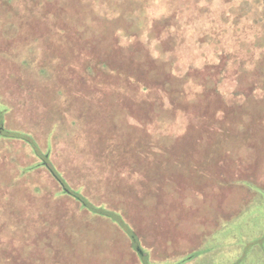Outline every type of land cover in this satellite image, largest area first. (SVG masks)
Segmentation results:
<instances>
[{
	"label": "rangeland",
	"instance_id": "374dc122",
	"mask_svg": "<svg viewBox=\"0 0 264 264\" xmlns=\"http://www.w3.org/2000/svg\"><path fill=\"white\" fill-rule=\"evenodd\" d=\"M73 1L53 0L44 5L45 12L53 10L55 21L64 23L66 18L75 21L74 27L68 25L61 48L50 50L49 57L53 54L62 62L64 52L67 60L75 65L72 68L86 70L89 65L78 58L82 51L68 46V38L77 43L89 42L81 45L88 54L87 61L98 55L99 49L108 57L106 49L112 44L113 30L122 26L130 33L133 27L130 24L134 22L122 18L124 23L120 26L102 19L101 26L99 24L95 30L84 28L92 12ZM69 5H74L72 14ZM33 38L35 43L37 35ZM163 47L166 51L167 47ZM41 50L42 46L34 45L35 53L40 54ZM14 54L8 56L15 61L16 56L23 53ZM6 60L1 66V84L6 97L16 105V120L19 122L22 115L21 123L35 128L38 141L44 135L43 118L56 123L50 144V164L60 172L56 174L63 188L78 200L81 196L87 199L82 201L88 212L80 211L71 197L60 195V185L44 170L31 172L23 179V184L38 185L41 196L33 195L37 187L32 186V190L22 186L18 191L20 198H0V226L5 228L2 234L8 238L9 247L13 230H8L11 222L6 221L10 215L16 217L14 223L19 234L14 238L16 245L11 246L16 248L17 263L137 264L131 244L119 229L104 217L92 216L94 212L102 215L118 212L130 223L142 246L151 250V256L148 258L147 252L139 264H264V138L255 137L250 148L244 150L216 144L221 151L225 148V152H230L233 160L222 152L216 162L211 158L204 161L207 158L204 148L184 141L177 144L180 148L177 162H172V145L155 153L149 163L144 146L138 145L144 135L143 118L149 113L142 105L144 101L139 99L141 104L134 101L135 94L128 89V82L120 80L118 83L109 77L81 80L75 75L67 76L70 69L63 73L65 69L61 66V73L53 72L49 84L51 88L52 84H60L65 93L63 100L53 99L45 91L47 84L28 78L24 80L29 83L22 82L21 69L14 61ZM156 64L144 73L147 83L169 79V85H173L167 73H162L157 81L151 78L153 72H160L167 65L165 62ZM53 67L55 70V65ZM218 71L217 66L208 70L209 77L204 81L207 87L213 86ZM133 72L138 74L139 68L133 67ZM116 84L117 94L101 95L103 87L113 88ZM21 86L26 88L22 95L18 91ZM124 88L128 92H123ZM94 90L97 95L92 94ZM245 93L247 100L242 108L252 110L256 102L250 100L247 91ZM204 101L203 108L193 110L191 127L193 135L200 140L204 135L209 137L207 133L214 122L211 111L219 99L211 89ZM232 106L222 109L231 110ZM64 112L66 118L62 115ZM21 123L16 125L21 126ZM134 139L138 143L132 142ZM132 149L138 152L136 159ZM239 153L241 156L246 153L249 161L245 163L234 156ZM244 179L258 187L244 188L240 184ZM1 181L3 185L10 183L8 175L4 174ZM142 182L144 186L139 189L138 183ZM25 201L24 207L21 202ZM191 255L193 257L187 259Z\"/></svg>",
	"mask_w": 264,
	"mask_h": 264
},
{
	"label": "trees",
	"instance_id": "16d2710c",
	"mask_svg": "<svg viewBox=\"0 0 264 264\" xmlns=\"http://www.w3.org/2000/svg\"><path fill=\"white\" fill-rule=\"evenodd\" d=\"M51 1L53 0H0V198H20L18 191L22 186L25 189L32 186L38 188V185L23 184V179L34 170L42 169L60 185V195L71 197L80 211L83 210L85 214L87 212L82 201L87 199L81 196L82 199L78 200L68 189L63 188L56 174L60 172L50 164V144L53 125L57 126L56 123L44 117V135L38 141L35 128L21 123L22 115L19 122L16 120V105L6 97V90L1 84V66L6 59L14 61L8 55L15 52L14 55L23 53L20 57L17 55V60L14 61L15 66L21 69L19 72L21 71L22 82L29 83L24 80L28 78L47 84L45 91L53 99L63 100L65 93L60 84L51 83L52 88L49 84L51 74L61 73V66L65 69L63 73L70 69L72 75L68 73L67 76L75 75L81 80H104L109 77L116 79L118 83L128 82V89L135 94L134 101L137 104H141L140 100L144 101L142 105L147 107L144 108L149 113L143 118L142 141H132L144 146V152H150L145 153L150 158L149 163L154 159L155 153H161L164 148L169 149L172 145V162H177V156L180 155L178 142L187 141L189 145L195 143L203 147L207 156L204 161L211 158L214 163L225 152V148L221 151L216 144H228L231 148L244 150L250 148L249 144L255 137L260 135L264 138V0H72L92 12L84 28L95 30L103 20L120 26L124 23L122 18H130L134 22L130 24L133 26L130 33L122 26L113 30L112 44H107L109 49H106L108 57L99 49L100 53L87 61L85 58L88 54L82 46L89 42L77 43L68 38V46L82 51L78 58L87 62L86 65L89 66L85 67L86 70H81V67L72 68L75 65L67 60L64 52L62 62L53 54L49 57L50 50L59 49L64 43L68 25L75 26V21L67 18L64 23L61 20L55 21L57 17L53 16L52 9V12H45L44 5ZM72 7L74 5H69L70 14ZM35 35L37 38L33 43ZM35 44L42 46L40 54L34 52ZM163 45L167 47L166 51ZM157 62H165L167 65L160 72H153L151 78L157 81L162 73H167L173 80V85H169V79L168 83H147L144 73L149 71V66L158 65ZM135 66L139 68L138 74L133 72ZM216 66L219 67L216 80L212 87H207L204 81L209 77L208 70ZM117 87V84L113 88L103 87L101 95L107 92L114 96L117 94ZM124 89L123 92H128L127 88ZM211 89L218 96L219 102L211 111L214 113V122L207 133L209 137L204 135L200 140L193 135L191 129L195 115L193 110L197 111V107L205 106V95ZM23 90H26L23 86L18 89L21 95ZM244 90L249 94L250 100L256 102L252 110L242 108L247 100ZM92 94L97 95L96 90ZM231 106V110L222 109ZM62 115L66 118V112ZM18 123L21 126H17ZM134 149L131 151L136 159L135 153L138 152ZM225 153L229 154L231 160L235 159L230 152ZM245 154L234 156L246 163L249 160H246ZM3 174L9 177L8 185H3L1 181ZM240 184L251 190L258 187L245 179ZM138 186L140 189L144 182L138 183ZM39 189L34 191V196H41L42 191ZM25 203L27 201L21 202V205L25 207ZM169 210H172V206ZM104 214L94 212L92 216L104 217L119 229L131 244L137 264L147 252L148 258L151 256V250L142 246L132 226L123 216L118 215V212ZM8 217V220L3 219L11 222L8 228L13 230L10 244L16 245L14 238L19 234V230L15 228L17 224L14 223L16 217ZM4 229L0 226V264H21L17 263L16 248L11 245L9 247L8 238L2 234ZM173 232L175 231L172 230ZM192 257L191 255L187 259ZM181 261L183 263L185 259Z\"/></svg>",
	"mask_w": 264,
	"mask_h": 264
}]
</instances>
